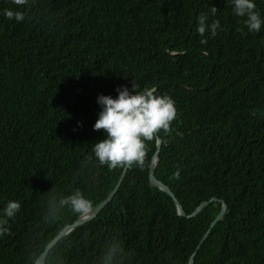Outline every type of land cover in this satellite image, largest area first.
<instances>
[{"label": "trees", "instance_id": "obj_1", "mask_svg": "<svg viewBox=\"0 0 264 264\" xmlns=\"http://www.w3.org/2000/svg\"><path fill=\"white\" fill-rule=\"evenodd\" d=\"M254 3L264 19V0ZM213 6L208 23L222 30L201 44L197 17ZM5 9L25 20H8ZM243 19L231 0H0V209L21 204L0 237L1 264H36L79 218L59 209L62 196L79 189L94 207L113 190L124 168L110 171L92 152L107 135L93 130L97 97L116 98L133 80L175 101L173 130L145 142L143 168H128L113 199L44 264H100L112 233L133 264H189L195 251L194 264H264V25L249 32ZM158 137L154 175L186 216L151 183ZM211 198L227 204L212 228L221 201L188 217Z\"/></svg>", "mask_w": 264, "mask_h": 264}, {"label": "clouds", "instance_id": "obj_2", "mask_svg": "<svg viewBox=\"0 0 264 264\" xmlns=\"http://www.w3.org/2000/svg\"><path fill=\"white\" fill-rule=\"evenodd\" d=\"M15 5L25 6L29 0H12ZM233 15L244 18L243 27L249 32L257 33L264 25L260 12L257 10L254 0H231ZM219 10L210 7L207 12H201L196 21V30L199 33L201 44H206L205 34L211 32L212 36L222 30L218 19L208 23L209 17H215ZM8 20L21 22L25 20V12L5 9L2 13ZM237 31H243L238 28ZM118 95L113 98L110 95H99L97 103L101 107L98 119L93 125L94 131L104 130L106 138L93 144L92 152L98 165L111 170L131 168L138 166L143 168L146 158V141H152L161 130L169 134L173 129L172 122L178 118V110L175 101L168 95H158L155 87H144L132 81L131 90L126 86L116 89ZM93 156H88L83 163L87 167ZM175 179H180V170L173 174ZM56 202L50 201V209ZM59 209H67L78 217L88 216L93 210V203L79 190L72 194L62 196L58 201ZM21 210L18 201L9 200L0 209V237L11 232L9 222L15 220ZM58 213H53V218ZM134 252L126 249L119 235L112 233L105 238V250L100 264H133ZM1 264V263H0Z\"/></svg>", "mask_w": 264, "mask_h": 264}, {"label": "water", "instance_id": "obj_3", "mask_svg": "<svg viewBox=\"0 0 264 264\" xmlns=\"http://www.w3.org/2000/svg\"><path fill=\"white\" fill-rule=\"evenodd\" d=\"M161 143L162 140L160 137L157 138V145H158V149L153 157V162L150 166V180L152 185L159 187L160 189L164 190L165 192H167L175 201L177 209H178V213L181 216H186V212L183 209L181 203L179 202L178 198L176 197L175 193L172 191V189L166 185L165 183H163L162 181H160L155 175H154V169L156 167V164L159 161V153H160V148H161ZM128 168H124L123 173L121 174L117 184L115 185V187L113 188V190L110 192V194L102 201L100 202L98 205L93 207L92 212L85 217H79L73 224H68L66 227H64V229L51 241L48 243V245L46 246L45 250L41 253V255L38 257L36 264H44L45 260L49 254V252L53 249V247L57 244V242L64 237L65 235H67L68 233H70L74 228L81 226L83 224H86L88 221L94 219L95 217H97L99 215V213L102 211V209L113 199V197L117 194V192L119 191L124 177L127 173ZM217 201H221L222 202V209L220 210V212L217 214V216L215 217V219L212 221L211 223V228L215 226V224L219 221H221L224 217L226 208H227V204L224 200H220L218 198H211L210 201H204L202 202L196 209L195 211L188 215L189 218H192L194 216H196L204 207H206L209 202H217ZM210 228V229H211ZM209 233V230L207 231L206 235L202 238V240L200 241V243L197 246V250L202 246L203 242L205 241L207 235ZM196 255V251L193 253V255L190 258L189 264H194V257Z\"/></svg>", "mask_w": 264, "mask_h": 264}]
</instances>
